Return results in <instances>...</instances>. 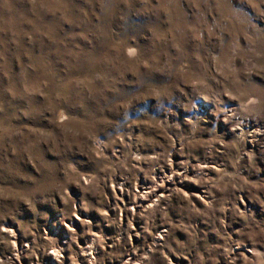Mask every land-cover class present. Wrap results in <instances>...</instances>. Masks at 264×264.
<instances>
[{
  "label": "rangeland",
  "instance_id": "374dc122",
  "mask_svg": "<svg viewBox=\"0 0 264 264\" xmlns=\"http://www.w3.org/2000/svg\"><path fill=\"white\" fill-rule=\"evenodd\" d=\"M0 264H264V0H0Z\"/></svg>",
  "mask_w": 264,
  "mask_h": 264
}]
</instances>
